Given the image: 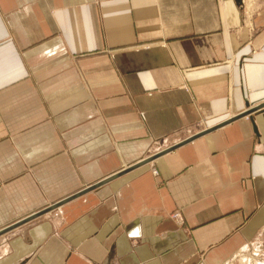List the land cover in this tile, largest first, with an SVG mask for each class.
<instances>
[{
    "label": "crops",
    "instance_id": "crops-1",
    "mask_svg": "<svg viewBox=\"0 0 264 264\" xmlns=\"http://www.w3.org/2000/svg\"><path fill=\"white\" fill-rule=\"evenodd\" d=\"M243 2L0 0V264L264 255V0Z\"/></svg>",
    "mask_w": 264,
    "mask_h": 264
},
{
    "label": "rangeland",
    "instance_id": "rangeland-1",
    "mask_svg": "<svg viewBox=\"0 0 264 264\" xmlns=\"http://www.w3.org/2000/svg\"><path fill=\"white\" fill-rule=\"evenodd\" d=\"M243 4L246 3L247 0H243ZM249 2V0H248ZM252 2V3H251ZM260 7V3L256 1H250V3L245 4V9L255 12L256 9ZM172 149V148H171ZM170 149H168L169 151ZM167 151V152H168ZM164 152V153H167ZM147 162V161H145ZM144 162V163H145ZM157 174V171H154ZM172 218L177 221V223L182 224V217L179 213H175ZM228 264H264V255L263 253L259 252L257 248L254 247H246L241 250Z\"/></svg>",
    "mask_w": 264,
    "mask_h": 264
},
{
    "label": "water",
    "instance_id": "water-1",
    "mask_svg": "<svg viewBox=\"0 0 264 264\" xmlns=\"http://www.w3.org/2000/svg\"><path fill=\"white\" fill-rule=\"evenodd\" d=\"M253 111H254V110H253ZM250 113H251V112H245V113L241 114L240 116H238V118L248 116ZM238 118H236V119H238ZM199 136H200V134L197 135V136H194V137H192V138H190V139H188V140H186V141H184V142H182L181 144H179V145H177V146H174V147L172 148V150H173V149H176V148H178V147H180V146H182V145H184V144H186V143H189V142L193 141L194 139H196V138L199 137ZM116 176H117V175H116ZM116 176H113L112 178H109V179L106 180V181L109 182L110 180H112V179L115 178ZM105 183H106V182H105ZM103 184H104V183H103ZM101 185H102V184H101ZM101 185H100V186H101ZM97 187H98V186H97ZM90 189H91V188H90ZM86 192H87V190H85V191H83V192L77 194V196H80V195H82V194H84V193H86ZM77 196H76V197H77ZM56 207H58V206H55V208H56ZM39 215H40V214H39ZM37 216H38V215L32 216L31 218L27 219L26 222H28V221H30V220L36 218ZM5 232H6V231H5ZM5 232H1V234L5 233Z\"/></svg>",
    "mask_w": 264,
    "mask_h": 264
},
{
    "label": "bare ground",
    "instance_id": "bare-ground-1",
    "mask_svg": "<svg viewBox=\"0 0 264 264\" xmlns=\"http://www.w3.org/2000/svg\"><path fill=\"white\" fill-rule=\"evenodd\" d=\"M5 229V228H4Z\"/></svg>",
    "mask_w": 264,
    "mask_h": 264
}]
</instances>
